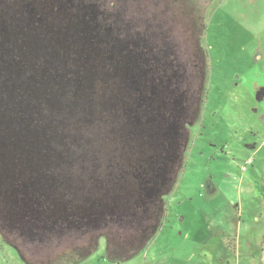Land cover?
Instances as JSON below:
<instances>
[{
    "label": "trees",
    "instance_id": "trees-1",
    "mask_svg": "<svg viewBox=\"0 0 264 264\" xmlns=\"http://www.w3.org/2000/svg\"><path fill=\"white\" fill-rule=\"evenodd\" d=\"M113 9L0 0V240L25 264H76L101 238L128 260L167 218L206 89L157 26Z\"/></svg>",
    "mask_w": 264,
    "mask_h": 264
},
{
    "label": "rangeland",
    "instance_id": "rangeland-1",
    "mask_svg": "<svg viewBox=\"0 0 264 264\" xmlns=\"http://www.w3.org/2000/svg\"><path fill=\"white\" fill-rule=\"evenodd\" d=\"M105 1L126 21L157 26L206 94L187 123L164 226L128 260L109 261L101 238L76 264H264V0H190L197 20L177 0ZM0 264L25 263L0 240Z\"/></svg>",
    "mask_w": 264,
    "mask_h": 264
},
{
    "label": "flooded vegetation",
    "instance_id": "flooded-vegetation-1",
    "mask_svg": "<svg viewBox=\"0 0 264 264\" xmlns=\"http://www.w3.org/2000/svg\"><path fill=\"white\" fill-rule=\"evenodd\" d=\"M187 141H188V139L185 140V146L187 144ZM183 156H184V150H183V154L180 156L179 160L177 161L178 171L181 170L182 168H184V166H185V160H184Z\"/></svg>",
    "mask_w": 264,
    "mask_h": 264
},
{
    "label": "built area",
    "instance_id": "built-area-1",
    "mask_svg": "<svg viewBox=\"0 0 264 264\" xmlns=\"http://www.w3.org/2000/svg\"><path fill=\"white\" fill-rule=\"evenodd\" d=\"M253 161L252 157H249L243 164L242 168L244 169L246 167L247 164L251 163Z\"/></svg>",
    "mask_w": 264,
    "mask_h": 264
}]
</instances>
